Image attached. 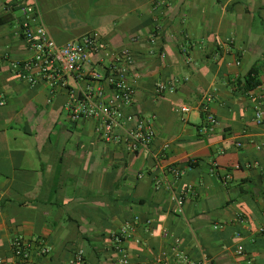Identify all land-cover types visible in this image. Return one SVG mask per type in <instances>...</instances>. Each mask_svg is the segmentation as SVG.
Here are the masks:
<instances>
[{
    "label": "crops",
    "instance_id": "crops-1",
    "mask_svg": "<svg viewBox=\"0 0 264 264\" xmlns=\"http://www.w3.org/2000/svg\"><path fill=\"white\" fill-rule=\"evenodd\" d=\"M21 1L0 0V264H75L80 249L82 264H123L114 237L129 225L133 262L184 264L177 247L214 264H264V0H38L58 44L97 32L108 50L134 53L129 111L156 132L138 152L73 120L66 86H31L10 68L31 54ZM251 71L260 84L248 90ZM159 82L175 91L157 92ZM210 115L214 130L200 131ZM187 190L185 217L172 194Z\"/></svg>",
    "mask_w": 264,
    "mask_h": 264
},
{
    "label": "built area",
    "instance_id": "built-area-1",
    "mask_svg": "<svg viewBox=\"0 0 264 264\" xmlns=\"http://www.w3.org/2000/svg\"><path fill=\"white\" fill-rule=\"evenodd\" d=\"M19 4L22 11V35L31 54L28 58L10 62V68L18 78L31 86L43 81L48 83L51 89L58 85L66 86L70 95L67 109L73 120H94L96 131L101 137L107 141H122L128 152H138L149 147L156 137L150 120L140 112L129 111L136 93L135 79L132 76V71L136 67L134 53L129 48L108 50L97 32L60 45L45 23L38 0H22ZM5 59L4 53L0 51V69ZM96 65H100L101 69H96ZM70 77L85 80L86 86L83 88L71 86ZM167 88L170 92L175 91V86L170 83L159 82L156 86L159 93L165 92ZM179 111L188 113L191 107L180 106ZM255 114L256 121L261 123L263 113L257 109ZM209 123L202 126L200 131L206 133L213 131L214 125L217 124L216 118L210 115ZM120 130H123L124 134H120ZM168 148L169 143H165L164 151ZM170 170L175 175L181 174L178 168L170 167ZM188 191L172 194L175 212L185 217V199ZM132 230L131 225L125 226L114 237L116 249L121 253L120 262L144 264L133 262L124 249L123 242L132 236ZM260 231L264 232V227H261ZM12 245L20 263L31 261L30 244L23 236H15ZM242 250L243 247L240 246L239 252ZM171 255L175 261L184 264H214L206 255L193 259L177 247L172 248ZM83 261L84 253L80 249L72 262L82 264ZM158 264H169V256L159 259Z\"/></svg>",
    "mask_w": 264,
    "mask_h": 264
},
{
    "label": "trees",
    "instance_id": "trees-1",
    "mask_svg": "<svg viewBox=\"0 0 264 264\" xmlns=\"http://www.w3.org/2000/svg\"><path fill=\"white\" fill-rule=\"evenodd\" d=\"M259 84H260V80L256 78L254 71H251L244 80V87L248 90L258 86Z\"/></svg>",
    "mask_w": 264,
    "mask_h": 264
}]
</instances>
